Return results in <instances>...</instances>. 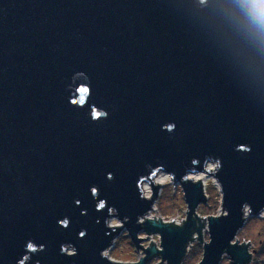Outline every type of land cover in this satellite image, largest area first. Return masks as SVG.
Segmentation results:
<instances>
[{"label":"water","instance_id":"water-1","mask_svg":"<svg viewBox=\"0 0 264 264\" xmlns=\"http://www.w3.org/2000/svg\"><path fill=\"white\" fill-rule=\"evenodd\" d=\"M161 172L182 224L146 218ZM263 213L264 37L238 0H0V264H182L196 239L199 264H251ZM124 229L138 262L107 254Z\"/></svg>","mask_w":264,"mask_h":264},{"label":"rangeland","instance_id":"rangeland-1","mask_svg":"<svg viewBox=\"0 0 264 264\" xmlns=\"http://www.w3.org/2000/svg\"><path fill=\"white\" fill-rule=\"evenodd\" d=\"M210 171H217V164L210 163L208 165ZM161 181L164 183L160 186L158 197L155 200L152 213L153 219H159L166 222L180 223L187 217V204L184 199L182 188L179 184L174 185L170 176L166 173L159 174ZM199 177L205 182V191L208 197L206 204L200 205L197 210L199 217L208 218V216H218L222 213L221 209V194L219 185L215 178L206 174L199 173ZM145 186L150 191V197L153 196V188L147 183ZM112 226H122V223L118 219H112L110 221ZM140 237L145 238L142 243L144 248L150 247V243L155 241L159 243V236H147L145 233H141ZM148 238V239H147ZM204 242L209 241V233L207 228L203 231ZM237 240L241 243L250 241L252 242L251 251H256L253 256L251 264H264V213L259 217H248L244 228L239 232ZM160 247V245L158 246ZM204 252V243L196 239L188 250V253L182 264H199L202 260ZM107 254L115 261L119 262H138L145 256L144 251L136 250L133 245L126 229L116 238L112 248L107 251ZM167 264L162 262L161 257H154L148 264ZM220 264H232L230 258L225 255Z\"/></svg>","mask_w":264,"mask_h":264},{"label":"clouds","instance_id":"clouds-1","mask_svg":"<svg viewBox=\"0 0 264 264\" xmlns=\"http://www.w3.org/2000/svg\"><path fill=\"white\" fill-rule=\"evenodd\" d=\"M239 7L247 17L254 37H264V0H238Z\"/></svg>","mask_w":264,"mask_h":264},{"label":"bare ground","instance_id":"bare-ground-1","mask_svg":"<svg viewBox=\"0 0 264 264\" xmlns=\"http://www.w3.org/2000/svg\"><path fill=\"white\" fill-rule=\"evenodd\" d=\"M163 173V172H162ZM160 174V173H159ZM159 174L154 178V183L156 184V185H159L160 184V186L161 185H163L164 183L161 181V179H160V176H159ZM190 178H192L193 180H195V181H202L203 182V179L202 178H200L199 177V174H191L190 175ZM145 184H147V183H144L143 184V192H144V195L147 197V198H151L150 197V191L148 190V187L147 186H145ZM203 185H204V188H205V182H203ZM155 210V208L153 207V209H152V211L147 215V217L146 218H149V219H153V217H152V213H153V211ZM233 243H235V241L233 242ZM250 252H252L251 250H250Z\"/></svg>","mask_w":264,"mask_h":264},{"label":"built area","instance_id":"built-area-1","mask_svg":"<svg viewBox=\"0 0 264 264\" xmlns=\"http://www.w3.org/2000/svg\"><path fill=\"white\" fill-rule=\"evenodd\" d=\"M164 221V220H163ZM164 222H166V221H164ZM172 222V221H171ZM176 224H180V223H176ZM181 224H182V222H181ZM159 240H160V238H159ZM153 242H155V241H153ZM156 243V242H155ZM158 244V246L160 245V241H159V243H157Z\"/></svg>","mask_w":264,"mask_h":264},{"label":"snow or ice","instance_id":"snow-or-ice-1","mask_svg":"<svg viewBox=\"0 0 264 264\" xmlns=\"http://www.w3.org/2000/svg\"><path fill=\"white\" fill-rule=\"evenodd\" d=\"M32 246L31 245H29V248H31Z\"/></svg>","mask_w":264,"mask_h":264}]
</instances>
